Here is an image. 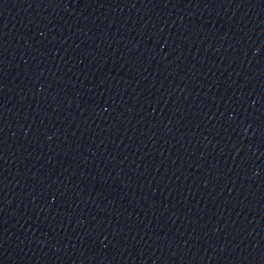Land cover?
Wrapping results in <instances>:
<instances>
[{"label": "water", "instance_id": "water-1", "mask_svg": "<svg viewBox=\"0 0 264 264\" xmlns=\"http://www.w3.org/2000/svg\"><path fill=\"white\" fill-rule=\"evenodd\" d=\"M0 264H264V0H0Z\"/></svg>", "mask_w": 264, "mask_h": 264}]
</instances>
